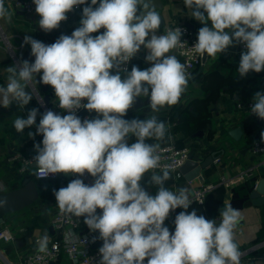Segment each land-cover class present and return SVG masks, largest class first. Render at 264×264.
Masks as SVG:
<instances>
[{"label": "clouds", "instance_id": "9594fccd", "mask_svg": "<svg viewBox=\"0 0 264 264\" xmlns=\"http://www.w3.org/2000/svg\"><path fill=\"white\" fill-rule=\"evenodd\" d=\"M33 3L40 17L38 27L45 33L58 29L78 6H86L71 35L61 34L51 44L25 35L23 44L30 45L34 62L21 60L4 69L8 75L6 86L0 85V106L28 105L33 96L26 89L38 75L39 82L54 89L57 106L67 115L47 110L37 125L39 109L33 108L27 118L17 117L13 126L23 133L36 125V133L28 136H43L42 147L34 145L32 158L38 169L77 177L53 194L62 214L83 217L89 230L98 232L94 241H103L98 264H240L234 235L240 211L224 201L219 224L195 209L188 211L189 190L165 187L172 177L157 155L159 142L171 139L168 126L155 115L124 118L138 97H146L154 113L179 103L190 78L172 54L184 44L181 28L158 35L162 18L153 0ZM184 5L203 25L192 46L196 53L216 57L243 44L240 79L264 71V0H184ZM12 15L11 5L5 7V0H0V19L11 21ZM102 28V33L92 35ZM141 46L151 66L141 70L134 65L129 71L125 65ZM80 109L96 116L81 119L76 114ZM251 114L264 120V91L252 97ZM131 137L136 142L129 144ZM85 173L93 178L91 185L80 178ZM146 173L158 189L155 195L141 186ZM5 203L0 200V206ZM177 208L184 211L176 215L175 231L170 232L165 220ZM72 237L66 234L65 242L72 243ZM37 243V250L46 252L48 235Z\"/></svg>", "mask_w": 264, "mask_h": 264}, {"label": "crops", "instance_id": "0c3cea01", "mask_svg": "<svg viewBox=\"0 0 264 264\" xmlns=\"http://www.w3.org/2000/svg\"><path fill=\"white\" fill-rule=\"evenodd\" d=\"M88 2L90 3V0ZM157 2L159 7L156 6V9L163 17L158 35L163 34L165 27L174 22L187 25L198 36V30L203 25L191 18V10L185 7L184 0H159ZM9 4L13 12L11 21L7 17L0 19V72L2 74L0 85L3 86H6L5 78L8 75L4 69L16 62L10 56L1 34L6 36L8 44L15 50V53L22 50V47L23 50L28 49L31 52L30 45L23 44L25 35H30L45 44L54 43L61 34L71 35L73 30L79 26L82 9L86 6L84 5L75 12L68 21L61 22L58 29L45 33L38 27L39 16L27 15L22 10L16 9L12 5V0H5V7ZM99 34L100 32L92 35ZM172 54H175L179 61L181 60L177 49ZM146 55L147 50L141 46V50L133 57L131 68L134 65L141 70L150 67V63L145 61ZM239 61L236 45L229 47L227 52L218 54L216 57L206 55L203 65L197 67L194 76L188 81V87L179 103L171 107L166 106L160 112L154 113L148 106L149 100L146 97L140 98L144 102L143 106L130 111L125 119L143 120L155 115L158 120L168 126V135L171 136L170 140L166 138L159 142L160 145L175 143L180 147H187L190 150V158L199 161H204L212 152L217 153L220 162L214 159L212 164L202 171V176L187 180L180 169L170 171L172 178L166 181L165 187L173 192L178 188H187L191 199L195 188L205 184H215L216 188L207 195L205 202L199 204L192 201L188 211L195 209L198 214L208 219L223 210L224 201H229L233 208L241 213L239 222L243 226V233L235 236L242 254L240 264H256L257 259L264 260V203L255 204L250 198V193L258 180L264 178V161L260 156L251 153L249 146L262 120L259 122L257 118L248 116L242 110H238L237 106L243 100L253 97L256 92L264 91V71L251 72L246 78L240 79L237 71ZM45 92L51 95L46 107L60 115H66L54 109L57 100L54 90L49 89ZM42 103L33 97V100L24 108L15 103L8 108L0 107V192L18 187L23 178V174L19 172V165L17 162H12L11 157L20 152L26 154L34 152L36 144L42 147V135H35L34 138L28 136L29 132L36 133V125L26 128L23 133H18L13 126L17 117L27 118L28 112L33 108L39 109L36 118L38 125L42 114L46 111ZM92 114L96 116L95 112ZM177 124H180L178 130L176 129ZM236 127L242 129L239 139L230 134V130ZM134 142H136L135 137L128 140L129 144ZM147 142L157 143L155 140ZM248 169H252L253 174L235 186L228 187L222 183L224 178L230 179ZM75 178L77 177L60 173L55 179H36L43 184L40 198L23 210L8 214L0 225L12 223L14 226L25 229L11 242L0 241V264H24V256L38 249L37 240L45 234L48 235L49 241L54 238L56 231L51 219L58 207L53 190L66 187ZM80 178L86 184L93 183V178L87 173ZM149 180L150 174L146 173L141 180V186L150 195H155L158 189L150 184ZM248 180L252 181L248 184L252 186L251 189H248V185L246 186ZM236 189L240 190L236 204H233ZM101 211L97 209L98 213ZM176 211L180 213L184 209H175L165 220V226L170 232L175 231ZM84 231L90 232L94 237L98 236V232H91L86 224L81 232ZM96 240L95 244L99 242L103 244L102 240ZM53 264H71V262L63 255Z\"/></svg>", "mask_w": 264, "mask_h": 264}, {"label": "built area", "instance_id": "2783aa9c", "mask_svg": "<svg viewBox=\"0 0 264 264\" xmlns=\"http://www.w3.org/2000/svg\"><path fill=\"white\" fill-rule=\"evenodd\" d=\"M12 5L19 10H22L27 15H36L39 16L35 12V5L33 0H12ZM84 5L78 6L72 12H69L68 21L70 17L80 10ZM62 21V22H66ZM176 27H180L182 30L181 41L184 44L179 47L177 50L180 54L181 60L180 62L185 65L186 72L189 75V80L194 76L195 71L198 66L203 65V57L204 55L198 54L194 51L193 45L197 42V34L191 30L187 25L180 23H170L168 24L163 34H165L166 29ZM2 39L6 42L7 50L12 57V59L17 63L16 53L13 48L8 44L6 36L1 34ZM246 51L245 46L243 44L236 45V54L239 58H241V53ZM132 60L128 62L125 67L130 70L132 65ZM0 72V79H1ZM40 99V98H39ZM86 102V101H84ZM251 103L252 97L243 100L237 106L238 110H242L248 116L252 118H258L257 116L251 114ZM43 107L49 110L43 103ZM58 100L55 102L54 109L60 112H63L58 106ZM64 114H68L63 112ZM81 119L84 118H94L95 116L92 113H89L85 109H80L76 113ZM264 132V120H262L261 124L258 126L257 131L255 132L253 138L250 141L249 150L251 153L260 156L264 161V142L261 141V133ZM36 154V151L30 153H16L11 157L12 162H17L19 165V172L24 175H33L35 179L43 180V179H55L59 174H47L36 166L33 167L34 164L32 161L33 156ZM157 155L160 156V165L161 167L167 165L169 166V171H176L180 169V167L190 158V150L187 147H180L175 143L170 144H162L160 145V149L157 152ZM218 162H220L219 158H216ZM156 171H160L157 169ZM253 174L252 169H248L244 171L242 174L231 177L230 179H223V184H226L228 187L235 186L236 184L242 182L245 178L250 177ZM91 185V183L89 184ZM216 188L215 184H205L200 187H197L193 191V196L191 200L193 202L203 204L206 200L207 195ZM173 212H170V215ZM169 215V216H170ZM216 219L217 224L220 222L219 212L210 216L208 220ZM51 223L55 228L56 234L54 238L49 241L47 246V251L44 253L39 252L37 249L33 252H29L24 256V264H52L58 261L63 255H65L71 264H98L100 259L99 248L102 246H96V239L94 241V236L90 232H81L85 223L84 218H76L70 215H65L57 209L51 219ZM2 223H0L1 225ZM25 229L22 227L14 226L12 223H6L3 226H0V241H13L17 234L24 231ZM68 233H72V243L65 242V235ZM243 233V226L239 222L234 229V235H241ZM39 241V240H37Z\"/></svg>", "mask_w": 264, "mask_h": 264}, {"label": "water", "instance_id": "95a60500", "mask_svg": "<svg viewBox=\"0 0 264 264\" xmlns=\"http://www.w3.org/2000/svg\"><path fill=\"white\" fill-rule=\"evenodd\" d=\"M159 0H153L155 6L159 7ZM161 7V5H160ZM163 19V17L161 16ZM104 29L102 28L99 32L102 33ZM16 57L18 62L21 60H27L29 62H34L35 57L30 55V50H22L16 52ZM206 55H204L203 60L205 61ZM54 90L50 85L47 86L41 82H39V77L37 78V82L34 80L30 85L29 89H26L28 92H32V96L37 98L40 102L42 101L45 106H47L50 102L51 95L48 90ZM45 92V93H44ZM44 93V94H41ZM43 95V96H42ZM40 98V99H39ZM144 102L138 97L134 106L128 111L127 115L133 109H138L143 106ZM1 107V106H0ZM126 117V116H125ZM124 117V118H125ZM259 122H261L260 118H257ZM230 134L239 139L242 135V129L240 127H236L230 130ZM217 158V153L212 152L209 156L205 158L204 161H199L193 158H189L181 167L180 172L185 176L187 180H193L196 177L202 176V171ZM35 167V164L32 165ZM43 184L38 182L33 175H24L21 183L18 187L1 191L0 192V200L6 201L3 206H0V223L5 221V217L8 214L15 213L23 210L24 208L34 204L40 198V190ZM250 198L253 200L255 204H263L264 203V178L258 180L255 184V187L252 189L250 193ZM179 214V211L175 212V216ZM101 243L95 244L96 246H100ZM53 264V263H52ZM256 264H264V260L257 259Z\"/></svg>", "mask_w": 264, "mask_h": 264}, {"label": "trees", "instance_id": "16d2710c", "mask_svg": "<svg viewBox=\"0 0 264 264\" xmlns=\"http://www.w3.org/2000/svg\"><path fill=\"white\" fill-rule=\"evenodd\" d=\"M176 116H177V114H176ZM179 125H180V124H177V126H176V129H177V130L179 129ZM251 182H252V181L248 180L247 183H246V186H247L248 184H250ZM251 187H252L251 185H248V189H251ZM252 189H253V188H252ZM239 190H240V189H239ZM239 190H237V189L235 190V200L233 201V204H236V199H237V196L239 195ZM244 190H245V192H246V197H247V194H248V193H247V189H246V187H245ZM251 191H252V190H251Z\"/></svg>", "mask_w": 264, "mask_h": 264}, {"label": "rangeland", "instance_id": "374dc122", "mask_svg": "<svg viewBox=\"0 0 264 264\" xmlns=\"http://www.w3.org/2000/svg\"><path fill=\"white\" fill-rule=\"evenodd\" d=\"M145 264H146V262H145Z\"/></svg>", "mask_w": 264, "mask_h": 264}]
</instances>
